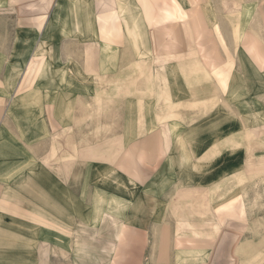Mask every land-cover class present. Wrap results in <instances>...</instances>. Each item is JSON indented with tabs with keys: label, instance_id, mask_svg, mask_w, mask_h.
Returning <instances> with one entry per match:
<instances>
[{
	"label": "crops",
	"instance_id": "obj_1",
	"mask_svg": "<svg viewBox=\"0 0 264 264\" xmlns=\"http://www.w3.org/2000/svg\"><path fill=\"white\" fill-rule=\"evenodd\" d=\"M258 20L0 0V264H264Z\"/></svg>",
	"mask_w": 264,
	"mask_h": 264
},
{
	"label": "rangeland",
	"instance_id": "obj_2",
	"mask_svg": "<svg viewBox=\"0 0 264 264\" xmlns=\"http://www.w3.org/2000/svg\"><path fill=\"white\" fill-rule=\"evenodd\" d=\"M254 6L255 16L257 17V19L259 18L258 22L262 24V22H264V0H254ZM98 240H100L99 242L101 245H104V253L106 254L109 241L110 243L112 241V232L104 234V238H99Z\"/></svg>",
	"mask_w": 264,
	"mask_h": 264
},
{
	"label": "bare ground",
	"instance_id": "obj_3",
	"mask_svg": "<svg viewBox=\"0 0 264 264\" xmlns=\"http://www.w3.org/2000/svg\"><path fill=\"white\" fill-rule=\"evenodd\" d=\"M12 96H13V95H12ZM241 121H242V120H241ZM243 124H244V123H243ZM244 134H245V133H244ZM230 141H231V140H230ZM230 141H229V142H230ZM237 144H238V143H237ZM212 146H213V145H212ZM233 146H234V144H233ZM215 149H216V148H215ZM213 150H214V148H213ZM206 154H207V153H206ZM213 154H214V153H213ZM208 155H209V154H208ZM210 155H211V154H210ZM206 156H207V155H206ZM207 158H208V157H207ZM241 171H242V170H241ZM238 174H239V173H238ZM244 174H245V173H244ZM235 175H236V174H235ZM231 176H232V175H231ZM243 176H244V175H243ZM226 177H227V176H226ZM244 177H245V176H244ZM14 179H15V178H14ZM220 179H221V178H220ZM222 179H223V177H222ZM236 179H237V178H236ZM244 179H245V178H244ZM242 180H243V179H242ZM242 180H241V183L243 182ZM245 180H246V179H245ZM217 187H218V186H217ZM242 187H243V186H242ZM242 187H241V188H242ZM227 188H228V187H227ZM241 188H240V189H241ZM210 190H211V189H210ZM212 190H213V189H212ZM230 190H231V189H230ZM217 191H218V190H217ZM221 192H222V191H221ZM214 194H215V192H214ZM214 198H216V197L214 196ZM214 200H215V199H214ZM211 203H212V202H211ZM3 227H4V226H3ZM28 237H29V236H28Z\"/></svg>",
	"mask_w": 264,
	"mask_h": 264
}]
</instances>
